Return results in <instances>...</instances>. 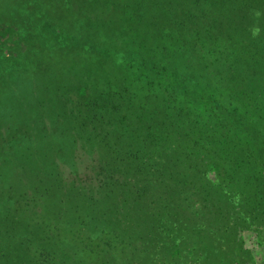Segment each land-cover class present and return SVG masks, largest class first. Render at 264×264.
<instances>
[{"label":"rangeland","instance_id":"1","mask_svg":"<svg viewBox=\"0 0 264 264\" xmlns=\"http://www.w3.org/2000/svg\"><path fill=\"white\" fill-rule=\"evenodd\" d=\"M0 264H264V0H0Z\"/></svg>","mask_w":264,"mask_h":264},{"label":"trees","instance_id":"2","mask_svg":"<svg viewBox=\"0 0 264 264\" xmlns=\"http://www.w3.org/2000/svg\"><path fill=\"white\" fill-rule=\"evenodd\" d=\"M224 5H225V7H227L226 4H224ZM227 9L229 11V8L228 7H227ZM248 13L251 14L250 11ZM194 48L195 47H191V49H194ZM91 49L93 51H98V50H100V47H91ZM191 53H194V52L191 51ZM156 55H157L158 58L161 57L160 56V52L158 54H156ZM183 55H184V52L183 53H179L178 54V57H182ZM192 59H194V58H192ZM229 60H230V57H229ZM199 61H201L200 65L198 63ZM199 61L194 62L193 60H189V58H188L186 67L184 68V69L187 70V72L183 71L184 77L192 69H194L195 67L196 68H199L202 71L201 68H202L203 61L202 60H199ZM213 68L215 69V67H213ZM75 127H76V124H75ZM92 128H93V126L90 127L91 130H88V133L86 135V137H87L86 145H84L82 143L83 145L81 146V144H80L81 142H77L76 148H74V151L71 153V157H72V160H73L74 165L77 166V164L78 165L80 164L77 168H79L81 172H84L86 166L89 163H93L94 162V159L97 158V156L94 154V152L97 151L96 148H98V147L102 148V146H103V144L101 143V140L100 141H97L96 139H94L91 136V134H93L94 131H95ZM104 130H102V134L103 135H106L107 133H104ZM97 135H99V133H97ZM153 135H154L153 142L148 143V144H146V143L145 144H142V143H139L138 144V146L142 148L141 150H143L145 147L146 148L151 147L150 145H152L154 147V146H160L161 143H165L166 145L167 144H170L169 134L167 133L166 128L165 129L163 128V131L160 132V133L158 131H156ZM144 140H145V138H144ZM157 150L159 151V149H157ZM166 154L168 155V151H166ZM171 167H173V166L171 165ZM80 171H78V173H80ZM187 186H192L195 189V196H199L200 194H202V192L205 193V186L204 185H201L200 186V185H195V184L189 182L188 184L185 185V187H187ZM185 192H186V194H188L187 191H185ZM178 193H179V191H178ZM169 202L175 203L173 201H169ZM211 224H213V226H216V223H211Z\"/></svg>","mask_w":264,"mask_h":264}]
</instances>
